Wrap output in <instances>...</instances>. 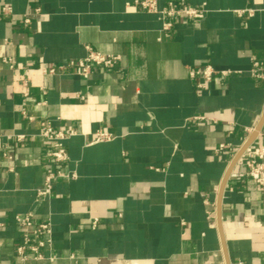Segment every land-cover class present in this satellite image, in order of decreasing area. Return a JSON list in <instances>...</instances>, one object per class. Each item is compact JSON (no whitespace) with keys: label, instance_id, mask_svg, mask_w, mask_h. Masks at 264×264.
Listing matches in <instances>:
<instances>
[{"label":"crops","instance_id":"crops-1","mask_svg":"<svg viewBox=\"0 0 264 264\" xmlns=\"http://www.w3.org/2000/svg\"><path fill=\"white\" fill-rule=\"evenodd\" d=\"M133 1L0 0V264H17L26 214L51 224L46 259L28 264H264V189L243 162L229 171L264 145V80L252 73L264 65V0H189L205 17L168 31ZM85 47L120 61L87 80L42 73ZM43 121L75 131L63 141L75 177L37 202L52 169ZM97 131L111 139L90 144Z\"/></svg>","mask_w":264,"mask_h":264},{"label":"built area","instance_id":"built-area-1","mask_svg":"<svg viewBox=\"0 0 264 264\" xmlns=\"http://www.w3.org/2000/svg\"><path fill=\"white\" fill-rule=\"evenodd\" d=\"M162 1V6L159 5ZM126 7L136 8L145 13L159 15L163 20L162 30L168 31L173 23L177 20H201L205 17L206 10L204 7H193L189 5V0H135L127 3ZM3 14H10L11 9L4 7ZM41 14L39 8H34L31 14L26 15L22 19V24L25 28L29 27L32 19ZM86 54L80 60H70L56 66H44L42 73L47 76H60L65 73H72L80 79L87 80L91 77L95 68L111 69L119 61L117 55H104L92 50L90 47H85ZM3 64L8 65L9 69H13V61L11 58H3ZM264 65L255 62L252 73L255 78L264 80ZM215 71L212 67H206L202 76L205 81H210L213 78ZM26 86V82H24ZM202 86V85H200ZM28 95L25 93L24 97ZM22 115L28 121L32 118L26 115L23 111ZM76 135L75 131L69 129H53L49 123L43 121L40 123L38 136L41 138L44 147L46 148V158L51 163L50 171L45 175L43 185L36 190V201L41 202L52 196V184L56 179L73 178V173H64V165L68 162V155L64 148L63 141L69 137ZM24 136H17L16 141L21 142ZM111 135L102 131L94 133V140L90 144L108 141ZM228 148L227 145L221 144L215 150L216 153H221ZM4 157L11 160V155L4 152ZM238 161L243 162L246 168V177L253 181L259 188L264 189V145L255 147L249 145L244 149ZM17 227L20 231V241L16 246L17 264H28L30 261H42L46 257L43 250L50 244L51 240V224L35 223L32 219V214L15 217ZM0 223V230L3 228ZM51 259V258H50Z\"/></svg>","mask_w":264,"mask_h":264},{"label":"water","instance_id":"water-1","mask_svg":"<svg viewBox=\"0 0 264 264\" xmlns=\"http://www.w3.org/2000/svg\"><path fill=\"white\" fill-rule=\"evenodd\" d=\"M247 146H248V145H247ZM247 146H246V147H247ZM246 147H244V148L240 151V153L237 155V157L234 159V161H232V163H231V165H230V168H229V171H231L232 167L237 163V161H238L240 155L242 154V152L244 151V149H245ZM228 174H229V172H227V175H226L225 179L227 178ZM224 181H225V180H224ZM222 190H223V187H221V191H222ZM218 227L220 228V221H219V220H218ZM223 245H224V242H223Z\"/></svg>","mask_w":264,"mask_h":264}]
</instances>
